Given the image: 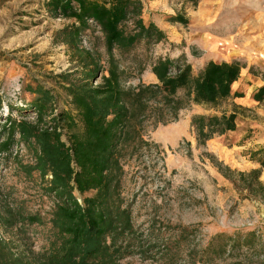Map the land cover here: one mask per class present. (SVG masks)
Listing matches in <instances>:
<instances>
[{
	"label": "trees",
	"instance_id": "1",
	"mask_svg": "<svg viewBox=\"0 0 264 264\" xmlns=\"http://www.w3.org/2000/svg\"><path fill=\"white\" fill-rule=\"evenodd\" d=\"M43 9L70 20L54 39L67 47L74 69L56 76L62 93L36 85L29 89L35 96L28 102L6 103L0 158L8 159L14 144L31 155L30 161L18 160V165L27 176L37 173L42 192L52 199L50 231L41 251H15L0 236V264H121L135 254L156 263L185 259L195 264L233 255L242 247L258 253L256 247L263 242L253 230L245 235L216 233L200 252L192 246L194 231L186 227L172 240H150L135 228L122 196L125 159L151 151L152 143L143 137L147 125L177 121L182 110L204 105L214 112L190 116L198 145L236 129L242 107L233 99L243 93L232 86L244 65L210 60L194 73L187 62L158 57L150 64L156 81L126 86L131 72L120 66L114 51L128 58L137 44L149 47L166 37L154 23L143 21L141 0H44ZM173 20L186 23L180 17ZM95 31L103 39L106 67L99 53L81 42L83 35ZM135 67L138 73L145 68L141 63ZM251 97L264 104V81ZM1 100L0 95V109ZM226 102L229 107H224ZM12 110L20 118H14ZM259 154V168L221 170L244 198L264 199V150ZM26 223L43 220L0 198V228L22 229Z\"/></svg>",
	"mask_w": 264,
	"mask_h": 264
},
{
	"label": "rangeland",
	"instance_id": "2",
	"mask_svg": "<svg viewBox=\"0 0 264 264\" xmlns=\"http://www.w3.org/2000/svg\"><path fill=\"white\" fill-rule=\"evenodd\" d=\"M43 1L0 0V127L8 112L7 102L14 106L28 102L35 96L29 89L36 85L57 94L61 91L56 76L74 69L67 47L54 39L70 20L50 15L43 9ZM141 1L143 21L154 23L166 37L149 47L137 44L128 58L114 51L120 66L131 72L126 86L140 80L156 81L150 64L158 57L187 62L194 73L210 60L238 61L244 68L232 90L242 92L243 97L233 99L242 107L237 110L235 131L216 135L203 145L196 143L190 116L192 110L214 112L204 105L182 110L177 121L147 125L143 137L152 143L151 151L124 161L125 208L135 228L150 240H172L181 227L194 231L192 246L197 252L204 250L216 233L245 235L253 230L263 242L262 247H256L258 253L242 247L233 255L195 264H264V199L242 197L221 171L225 167L238 171L260 167L264 104L251 102L249 94L264 81V0ZM175 17L186 23L173 20ZM81 42L97 51L102 67L107 66L100 32L83 35ZM139 63L145 66L141 73L135 71ZM224 107H229V102ZM19 114L11 112L14 118H20ZM4 137L0 134V141ZM30 158L26 148L15 144L8 159L0 158V198L38 213L43 220L42 224L26 223L22 229L18 225L0 228V236L18 252L43 250L50 231L52 199L42 192L37 173L27 176L18 165V160L25 163ZM121 264L162 263L135 254ZM176 264L192 262L184 259Z\"/></svg>",
	"mask_w": 264,
	"mask_h": 264
},
{
	"label": "crops",
	"instance_id": "3",
	"mask_svg": "<svg viewBox=\"0 0 264 264\" xmlns=\"http://www.w3.org/2000/svg\"><path fill=\"white\" fill-rule=\"evenodd\" d=\"M252 93V92H251ZM249 97H250V100H251V102H255L253 99H252V97H251V94H249ZM237 98H239V97H237ZM255 103H257V102H255ZM258 104V103H257ZM192 107H193V105H192ZM193 109V108H192ZM193 111V113H202V112H198V110L196 111V110H192ZM238 125V124H237ZM233 131H235V130H233ZM233 131H228V132H233Z\"/></svg>",
	"mask_w": 264,
	"mask_h": 264
},
{
	"label": "bare ground",
	"instance_id": "4",
	"mask_svg": "<svg viewBox=\"0 0 264 264\" xmlns=\"http://www.w3.org/2000/svg\"><path fill=\"white\" fill-rule=\"evenodd\" d=\"M151 75H153L152 73H151ZM154 76V75H153Z\"/></svg>",
	"mask_w": 264,
	"mask_h": 264
}]
</instances>
